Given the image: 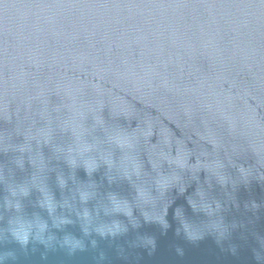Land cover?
I'll use <instances>...</instances> for the list:
<instances>
[{
  "label": "water",
  "instance_id": "95a60500",
  "mask_svg": "<svg viewBox=\"0 0 264 264\" xmlns=\"http://www.w3.org/2000/svg\"><path fill=\"white\" fill-rule=\"evenodd\" d=\"M17 219L5 264H264V0H0Z\"/></svg>",
  "mask_w": 264,
  "mask_h": 264
},
{
  "label": "clouds",
  "instance_id": "9594fccd",
  "mask_svg": "<svg viewBox=\"0 0 264 264\" xmlns=\"http://www.w3.org/2000/svg\"><path fill=\"white\" fill-rule=\"evenodd\" d=\"M137 165L138 163L134 164L133 167ZM28 225L29 223L17 219L8 228L7 235L3 229H0V264H5L9 260L15 262L17 259L16 247L9 246L5 248L6 245H19L21 249L27 252L29 240L32 238L31 227Z\"/></svg>",
  "mask_w": 264,
  "mask_h": 264
}]
</instances>
